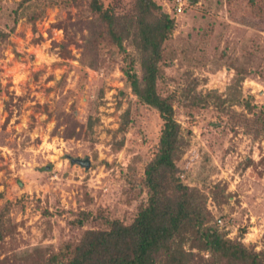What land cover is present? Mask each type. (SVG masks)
Segmentation results:
<instances>
[{
    "label": "trees",
    "instance_id": "16d2710c",
    "mask_svg": "<svg viewBox=\"0 0 264 264\" xmlns=\"http://www.w3.org/2000/svg\"><path fill=\"white\" fill-rule=\"evenodd\" d=\"M50 7L77 10L55 25L64 30L65 46L82 49L79 61L92 70H101L105 59L109 64L122 62L124 81L136 96V105L155 113L160 119L161 134L154 155L135 176L140 180L130 182L140 195L145 190L149 192L130 223L81 212L72 223L83 231L77 241L59 245L39 243L7 253L8 238H15L18 227L12 211L17 205L24 208L26 200L8 201L6 192L0 190V200H6L0 208V254L5 253L0 264H264V249L258 251L256 243L243 241L246 228L231 238L230 229L219 222L228 216L227 207L234 211L229 184L208 183L216 170L203 166V173L196 180L203 183L204 190L189 182L181 166L191 147L196 113L202 110L212 108L219 114L220 124H213L218 128L221 122L233 131L244 126L255 131V140H264V108L256 106L255 96H246L242 88L248 77L264 78L257 66L263 58L260 38L246 31L240 39H228L219 48L225 36L229 38L240 30L231 22L253 27L264 23V0H185L181 12L179 0H20L7 15L14 23L11 31L0 28V53L23 18L37 31V23ZM189 22L188 35L180 34L185 45L174 48L170 41L181 25ZM212 40L217 49L213 56L207 51ZM177 58L189 64V69L170 78L167 70L175 66ZM209 64L212 71L224 65L235 71L226 92L201 89L208 79L197 76L195 71L203 72ZM81 72L87 77L84 69ZM125 95L121 93L119 107ZM178 108H183L189 118L188 128L177 120ZM58 119L54 134L60 135L58 129L68 124L61 137L81 139L85 131H77L79 126L83 127L79 122L70 115L62 118L59 114ZM122 119L121 133L136 124L131 109ZM97 123L90 118V132ZM124 142H119L118 150ZM210 161L206 157L205 165ZM130 170L133 176L137 173L132 167ZM43 212L51 215L49 210ZM100 220L106 222L104 228L98 227ZM87 223L91 227L84 229Z\"/></svg>",
    "mask_w": 264,
    "mask_h": 264
},
{
    "label": "rangeland",
    "instance_id": "374dc122",
    "mask_svg": "<svg viewBox=\"0 0 264 264\" xmlns=\"http://www.w3.org/2000/svg\"><path fill=\"white\" fill-rule=\"evenodd\" d=\"M18 2L20 0H0L1 29L11 31L13 19L7 15ZM69 12L75 15L77 10L48 8L44 19L37 23V31L23 18L12 31L10 43L5 44L0 53V182H3L0 190L6 192L8 201L26 200L24 208L17 205L12 211L18 227L15 238H8L7 253L39 243L59 245L77 241L83 231L72 223L81 212H90L94 217L103 214L107 219L130 223L149 195L148 190L140 195L130 182L140 180L135 176L155 153L161 134L160 119L154 112L138 108L136 96L124 81L122 62L109 64L105 59L99 71L81 65L82 49L76 45L65 46L64 30L55 27ZM190 23L182 24L175 33L170 41L174 48L185 45L180 34L188 35ZM231 23L240 30H235L229 38L225 36L219 48H223L228 39H240L246 31L256 33L263 46V58L257 66L264 74V23L258 22V27ZM192 40L198 41L197 38ZM215 45L216 41L212 40L207 48L211 56L217 54ZM181 59L177 58L175 66L167 70L168 77H178L189 69V64ZM83 69L87 77L82 74ZM211 69V64L203 72L196 69L197 76L208 79L201 89L226 92L235 71L225 65L217 71ZM242 88L246 96H255L256 106L264 108L263 77L246 78ZM121 93L126 95L119 107ZM129 109L136 124L121 133L122 116ZM59 114L62 118L70 115L83 126L77 129L85 131L81 139L61 137L68 124L58 129L60 135L54 134ZM196 114L191 147L181 166L189 182L204 190L203 183L196 180L203 173V166L216 170L208 183L227 182L228 192L233 194L234 211L226 208L228 216L222 218L221 225L226 224L230 229L231 238L246 228L243 241L262 248L264 140H255V131L244 126L233 131L221 122V127H216L213 124H220L219 114L212 108ZM90 118L98 120L93 132L88 129ZM176 118L184 128L189 127L183 108H178ZM122 140L124 147L118 150ZM70 157H89L91 168L72 164ZM206 157L211 159L208 165H205ZM130 167L137 171L134 176ZM6 200H0V208ZM44 210H49L51 215L46 216ZM105 223L98 221V227L104 228ZM89 226L91 224L87 223L84 229ZM4 254H0V258Z\"/></svg>",
    "mask_w": 264,
    "mask_h": 264
},
{
    "label": "water",
    "instance_id": "95a60500",
    "mask_svg": "<svg viewBox=\"0 0 264 264\" xmlns=\"http://www.w3.org/2000/svg\"><path fill=\"white\" fill-rule=\"evenodd\" d=\"M69 159H70L71 163L74 164V165L78 164V165H80V166H82V167H84L86 169H90L91 168L92 162H91L89 157H86L85 159L70 157ZM21 185H23V184H21Z\"/></svg>",
    "mask_w": 264,
    "mask_h": 264
},
{
    "label": "built area",
    "instance_id": "2783aa9c",
    "mask_svg": "<svg viewBox=\"0 0 264 264\" xmlns=\"http://www.w3.org/2000/svg\"><path fill=\"white\" fill-rule=\"evenodd\" d=\"M179 2H180V7H179L178 11L181 12V11H182V7H183V5L185 4V0H179ZM219 222L222 223L223 221L220 220ZM259 249H260V250L264 249V246H263L262 248H259V247H258V250H259Z\"/></svg>",
    "mask_w": 264,
    "mask_h": 264
}]
</instances>
